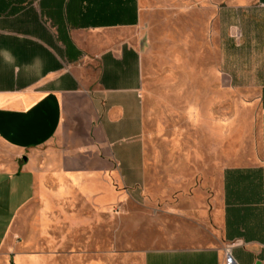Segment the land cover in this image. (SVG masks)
Instances as JSON below:
<instances>
[{"label": "crops", "instance_id": "1", "mask_svg": "<svg viewBox=\"0 0 264 264\" xmlns=\"http://www.w3.org/2000/svg\"><path fill=\"white\" fill-rule=\"evenodd\" d=\"M153 1L0 0V217H11L0 264L21 257L25 217H37L34 236L51 243L139 196L142 55L128 33ZM161 1L213 12L220 29L229 14L230 74L257 95L260 118L255 161L220 171L215 242L148 250L142 263L224 264V245L239 241L237 264H264V0Z\"/></svg>", "mask_w": 264, "mask_h": 264}, {"label": "rangeland", "instance_id": "2", "mask_svg": "<svg viewBox=\"0 0 264 264\" xmlns=\"http://www.w3.org/2000/svg\"><path fill=\"white\" fill-rule=\"evenodd\" d=\"M174 4L146 3L137 30L128 33L142 55L139 196L100 208L99 217H84L51 243L34 236L37 217H25L15 238L21 257L7 264H143L148 250L215 242L220 171L255 161L260 108L257 95L237 87L230 74L229 14L220 29L213 12L182 14ZM10 218L0 217V243Z\"/></svg>", "mask_w": 264, "mask_h": 264}, {"label": "built area", "instance_id": "3", "mask_svg": "<svg viewBox=\"0 0 264 264\" xmlns=\"http://www.w3.org/2000/svg\"><path fill=\"white\" fill-rule=\"evenodd\" d=\"M239 244H240L239 241H232L224 245L223 247V263L224 264H237L236 260L234 259L232 255V249Z\"/></svg>", "mask_w": 264, "mask_h": 264}]
</instances>
